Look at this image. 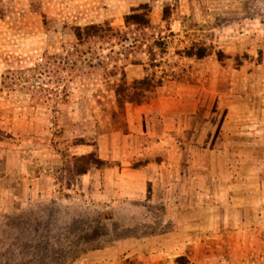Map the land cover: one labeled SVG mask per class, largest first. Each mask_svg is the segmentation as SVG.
<instances>
[{"label": "rangeland", "instance_id": "rangeland-1", "mask_svg": "<svg viewBox=\"0 0 264 264\" xmlns=\"http://www.w3.org/2000/svg\"><path fill=\"white\" fill-rule=\"evenodd\" d=\"M170 112L235 130L201 223L180 184L171 206L109 195L128 120ZM0 156V264H264V0H0ZM189 231L209 247L174 259Z\"/></svg>", "mask_w": 264, "mask_h": 264}, {"label": "crops", "instance_id": "crops-1", "mask_svg": "<svg viewBox=\"0 0 264 264\" xmlns=\"http://www.w3.org/2000/svg\"><path fill=\"white\" fill-rule=\"evenodd\" d=\"M193 103L196 108L198 104L197 98H194ZM151 108L153 110L154 107L151 106L146 110L149 111ZM195 113L194 111L191 115ZM144 116L140 115L138 123H135L134 126L128 120V132L125 134L122 143V150L124 151L123 167L113 176L115 178L111 179V183L115 185L109 191L110 198L113 199L114 196L122 195L128 199L141 198L143 200L150 198L156 201V198L161 196H157L156 193L160 192L164 197L157 199L156 202L162 206L167 204L171 206L172 200L170 195L174 194L179 199L177 193L180 184L184 193L192 190L196 195H200L201 199H199L200 202L195 201L193 203L184 199L177 206L174 200L173 207L176 206V215L184 221H189L190 219L182 217V209L197 207L196 215L193 218H197L196 223H201L203 215L205 217L214 213L212 208L210 213L207 211L208 207L205 205L207 199L205 198L213 196L215 186H217L219 193L218 199L221 195V152L225 148L219 143V137L234 133L235 130H228L225 134L221 130V127L217 131L215 129L212 131L210 127L197 131V128L188 127V117H186V114L170 112L169 114H160L163 127H160L159 132H155L150 127L149 119ZM212 132L213 134L210 135ZM211 136L216 137L214 139ZM142 138L150 139L152 143L145 144ZM111 150L114 151L112 148ZM146 150L163 152L164 156L159 158L154 157L151 160L143 161L138 166H133V162L142 157ZM0 161H2L1 156ZM231 166L232 164L229 165V167ZM88 179L89 177L84 178V180ZM194 179H196L197 183L195 189L193 188ZM203 229L204 227L197 229L200 231H196V235L199 233L201 235ZM162 235L165 236V234L161 233L155 236H146L144 239L157 240L161 239ZM188 235V241L179 247L180 253L175 254L174 259L185 256V249L189 250L193 248L197 250L209 247V241H203V236H200L199 239L193 238L191 231L188 232ZM134 238H136L138 243H143V237L140 238L138 236ZM126 242H132V238L131 241ZM192 255V251H189L188 256Z\"/></svg>", "mask_w": 264, "mask_h": 264}, {"label": "trees", "instance_id": "trees-1", "mask_svg": "<svg viewBox=\"0 0 264 264\" xmlns=\"http://www.w3.org/2000/svg\"><path fill=\"white\" fill-rule=\"evenodd\" d=\"M108 30H110V29H108ZM98 31H102L101 26L87 25V26H84V27H76L74 29V33L73 34L78 40H82V39H84L86 37H89V36H96ZM186 53L188 55H195L197 58H200V57L204 56V54L202 52L191 53V52L188 51ZM147 80L148 79H146V78L141 80L142 81L141 84H144L145 86L147 85L146 87L143 88L145 92L147 91V88L149 87V82H148L149 80L148 81ZM122 84H124V82H122ZM115 95L118 98H120L122 96V91H120L119 87L115 90ZM141 96H143V94ZM133 98H134L133 96L128 95V98L125 101L128 102V103H132L133 102L132 100H134ZM141 100L142 99H139V101H136V102L134 101V103H139V102H141Z\"/></svg>", "mask_w": 264, "mask_h": 264}]
</instances>
